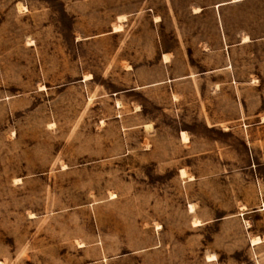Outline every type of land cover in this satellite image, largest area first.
<instances>
[{
  "label": "rangeland",
  "instance_id": "obj_1",
  "mask_svg": "<svg viewBox=\"0 0 264 264\" xmlns=\"http://www.w3.org/2000/svg\"><path fill=\"white\" fill-rule=\"evenodd\" d=\"M0 264H264V0H0Z\"/></svg>",
  "mask_w": 264,
  "mask_h": 264
},
{
  "label": "bare ground",
  "instance_id": "obj_2",
  "mask_svg": "<svg viewBox=\"0 0 264 264\" xmlns=\"http://www.w3.org/2000/svg\"><path fill=\"white\" fill-rule=\"evenodd\" d=\"M183 173H184V171H183ZM260 241V239L259 238H256V239H254V242L256 243H258ZM261 242V241H260Z\"/></svg>",
  "mask_w": 264,
  "mask_h": 264
}]
</instances>
